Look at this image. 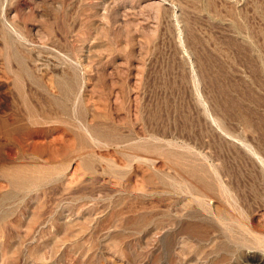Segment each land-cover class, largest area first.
Returning <instances> with one entry per match:
<instances>
[{"label":"rangeland","instance_id":"374dc122","mask_svg":"<svg viewBox=\"0 0 264 264\" xmlns=\"http://www.w3.org/2000/svg\"><path fill=\"white\" fill-rule=\"evenodd\" d=\"M6 116L65 169L0 172V264H250L160 151L262 221L264 0H0Z\"/></svg>","mask_w":264,"mask_h":264},{"label":"bare ground","instance_id":"6f19581e","mask_svg":"<svg viewBox=\"0 0 264 264\" xmlns=\"http://www.w3.org/2000/svg\"><path fill=\"white\" fill-rule=\"evenodd\" d=\"M24 106H25V103H24ZM28 112L29 111H27L26 113ZM19 113H22V112H19ZM13 115L14 114H12L11 116ZM11 116L8 118L6 116V118L4 119L0 118V172L7 175V177H10L12 180L19 181V182H24L26 180H29L30 173L40 172L43 169H50L48 173L55 174L57 176L62 174L65 169V166H63V163H61L60 165H56L54 162L49 161V159H47L46 161H42V160L40 161L36 159V158H39L38 156L39 152L37 153L36 149H33L31 153V157L33 155L34 157L30 161L22 160L24 158L17 160V161L10 160L7 158V155H8V153L6 155L7 145L9 146L10 143L15 144L21 149V152H24L23 150L25 148L24 143L26 142L27 139H29L25 136V133L27 134V132L24 133L25 128L23 129V127L25 123L23 122V119L21 118H20L21 120L18 119L20 121L18 122V120L11 118ZM43 120H44L43 121L44 123L50 122V119H48L47 117H45V119ZM21 121L24 123V125L23 123H21ZM38 122L40 123V121ZM18 124L22 126H19ZM27 128L28 127H26V129ZM33 143H36V142H33ZM31 148H28V149H31ZM134 152L130 153V156L132 158H139L146 162L154 161L150 159V157L145 158V157L139 156V154H134ZM160 153H162L164 155L163 157H165V159H167V161L172 165V167L174 168V170L173 169L172 170L175 171L174 174H176L174 178L177 179L176 181L180 183V185L184 188V190H186V192L191 193L190 196L192 200H194L200 207L204 208L207 212L211 213L214 216V218L218 221V223H220L225 229H227L228 231L230 230V232H233L231 233V236H233V238L235 239V243L237 244L238 249L246 248V250H248L247 256H248V259L250 260V264H264V211L263 212L261 211L262 213L259 212L261 213L259 215L262 218V221H258V222L255 220V216L258 213V212H255L256 209L255 211L248 209L247 210L248 212L246 211L245 213L244 209L239 204L240 201H239L238 196L234 193L229 183L223 179L224 176L222 177L220 175L219 169L217 166L213 164H209L208 166L206 164L199 165L196 163L197 161L196 162L193 161L195 162V164L188 163L185 160V158H183L184 156L183 157L175 156L172 152H169V151L168 152L160 151ZM137 162L139 161L137 160ZM168 162L166 164H168ZM261 163H262V168L264 169L263 159ZM183 165L188 166L187 168L188 171L186 173H184L183 168H182V172L179 170L180 167ZM173 181H170V182L172 183ZM174 184H176L175 181H174ZM263 184H264V179H263Z\"/></svg>","mask_w":264,"mask_h":264}]
</instances>
